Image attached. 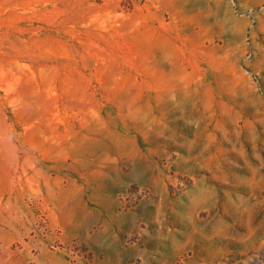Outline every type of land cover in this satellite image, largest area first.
<instances>
[{
    "label": "rangeland",
    "instance_id": "rangeland-1",
    "mask_svg": "<svg viewBox=\"0 0 264 264\" xmlns=\"http://www.w3.org/2000/svg\"><path fill=\"white\" fill-rule=\"evenodd\" d=\"M0 264H264V0H0Z\"/></svg>",
    "mask_w": 264,
    "mask_h": 264
}]
</instances>
